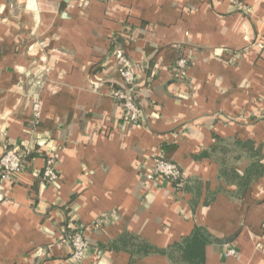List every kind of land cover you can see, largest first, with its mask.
Instances as JSON below:
<instances>
[{"label": "crops", "instance_id": "0c3cea01", "mask_svg": "<svg viewBox=\"0 0 264 264\" xmlns=\"http://www.w3.org/2000/svg\"><path fill=\"white\" fill-rule=\"evenodd\" d=\"M239 1L250 15L231 0H0V156L38 151L0 184V264H71L69 220L88 244L79 264H264V0ZM116 44L137 121L110 95ZM49 153L59 178L42 185ZM253 154L262 173L239 195ZM153 155L183 192L144 177ZM197 228L201 262L160 253Z\"/></svg>", "mask_w": 264, "mask_h": 264}, {"label": "built area", "instance_id": "2783aa9c", "mask_svg": "<svg viewBox=\"0 0 264 264\" xmlns=\"http://www.w3.org/2000/svg\"><path fill=\"white\" fill-rule=\"evenodd\" d=\"M237 7V11L243 15H250V9L239 0H231ZM111 55L115 61V69L118 75V86L111 90V97L114 102L119 105L125 113L128 120L137 121L139 118L138 102L136 100L135 90V75L134 67L130 64L123 48L120 45H115L111 50ZM190 58L183 56L176 59L174 62V69L179 75H182L188 64ZM34 116L39 117V103L34 100ZM38 151L31 145H13L7 146L3 154L0 156V184L3 182L12 181L14 175L19 173L25 161ZM43 164L39 173V182L42 185L54 184L58 181L59 173L57 171L58 154L49 153L42 157ZM150 165L144 174V177L153 182L163 180L170 185L175 194L184 191L186 180L182 175L180 168L173 162L164 159L161 156L153 155L150 158ZM100 221L94 224V227L99 226ZM63 243L70 249L69 262L71 264H79L83 261L88 250V244L83 238V227L77 222L67 221L64 229ZM257 248L264 251V243L259 244ZM235 250L228 247L224 257H234Z\"/></svg>", "mask_w": 264, "mask_h": 264}, {"label": "trees", "instance_id": "16d2710c", "mask_svg": "<svg viewBox=\"0 0 264 264\" xmlns=\"http://www.w3.org/2000/svg\"><path fill=\"white\" fill-rule=\"evenodd\" d=\"M255 154H253V162L248 167L246 175L240 179V186L238 193L241 195L245 192L248 180L250 177L256 178L262 173V165L259 161H255ZM28 160V159H27ZM207 242L206 234L202 229H196L192 236L189 238L183 239L180 243H177L169 249V251H160L161 254L168 256V258L172 261H176L180 258L182 262H201V250L204 244ZM142 250H146V252H153L151 247L142 246Z\"/></svg>", "mask_w": 264, "mask_h": 264}, {"label": "water", "instance_id": "95a60500", "mask_svg": "<svg viewBox=\"0 0 264 264\" xmlns=\"http://www.w3.org/2000/svg\"><path fill=\"white\" fill-rule=\"evenodd\" d=\"M224 244V243H223ZM226 244H227V242H226Z\"/></svg>", "mask_w": 264, "mask_h": 264}]
</instances>
